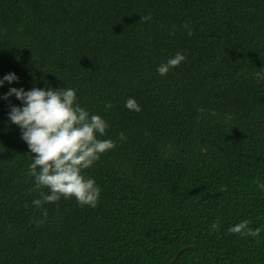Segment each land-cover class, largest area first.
<instances>
[{"label":"trees","instance_id":"1","mask_svg":"<svg viewBox=\"0 0 264 264\" xmlns=\"http://www.w3.org/2000/svg\"><path fill=\"white\" fill-rule=\"evenodd\" d=\"M177 52L186 60L160 76ZM257 72L264 0H0V79L19 77L0 87V264H264ZM11 87L73 88L107 121L98 138L116 147L84 170L96 207L61 198L45 218L32 204L34 154L8 119L22 106L3 99ZM243 220L260 235L228 234Z\"/></svg>","mask_w":264,"mask_h":264},{"label":"clouds","instance_id":"2","mask_svg":"<svg viewBox=\"0 0 264 264\" xmlns=\"http://www.w3.org/2000/svg\"><path fill=\"white\" fill-rule=\"evenodd\" d=\"M151 14L141 17L147 22ZM189 29L188 35L194 33ZM186 60V56L177 52L162 62L156 69L160 76H166L173 68L179 67ZM264 79L260 72L255 73ZM19 77L9 73L0 79V87L4 83L18 82ZM15 96L22 106H11L8 119L19 127L22 140L28 145L32 155V162L28 168V175L34 178V189L39 191L40 198L34 199L32 204L42 210L46 218L47 209L44 204L55 203L61 198H74L80 206L96 207L101 189L95 179L84 174V170L91 168L101 155L113 150L116 141L99 139L104 136L109 125L100 115L90 114L78 102L76 90L73 88L41 89L33 87L25 91L23 88L11 87L3 96L4 100ZM110 108V104L105 105ZM125 107L130 111L140 112L141 107L134 98H128ZM120 140H125L123 133ZM261 190L264 183L259 179L254 181ZM47 189V192L41 191ZM224 188L222 191H226ZM38 221L37 223H43ZM250 222L243 220L227 229L228 234H238L242 237H258L260 228L249 227ZM219 220L212 223L211 231H219Z\"/></svg>","mask_w":264,"mask_h":264},{"label":"water","instance_id":"3","mask_svg":"<svg viewBox=\"0 0 264 264\" xmlns=\"http://www.w3.org/2000/svg\"><path fill=\"white\" fill-rule=\"evenodd\" d=\"M191 246H186V247H184V250H186V249H188V248H190ZM180 254V252L178 253V255Z\"/></svg>","mask_w":264,"mask_h":264}]
</instances>
